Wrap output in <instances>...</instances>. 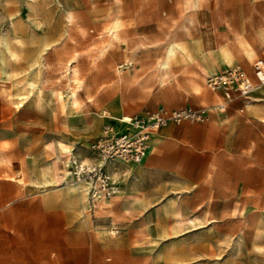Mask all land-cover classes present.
<instances>
[{
    "label": "rangeland",
    "instance_id": "obj_1",
    "mask_svg": "<svg viewBox=\"0 0 264 264\" xmlns=\"http://www.w3.org/2000/svg\"><path fill=\"white\" fill-rule=\"evenodd\" d=\"M43 1L0 0V39L7 33L17 48V73L0 74V264H264V245L258 251L252 243L255 234L264 235V191H219L216 181L202 187L204 191H192L194 165L186 141L167 137L155 146L151 141L143 162L118 165L114 174L121 183L119 191L95 205L88 191L82 195L68 191L72 185H57L65 165L63 146L73 147L81 158L85 155L86 162L93 160L88 145L103 132L105 119L99 113L104 110L109 112L106 120L117 128L123 125L110 113L120 117L159 108L170 112L210 106L205 121H183L207 122L220 112L214 104L223 94L209 87L191 65L169 75L171 63L164 73L169 76L160 82L158 63L164 58L166 35L182 33L186 10L159 21H90L78 19L72 9L64 19L56 2L46 0L58 19L45 14ZM117 21L123 36L114 43L110 33ZM45 43L51 50L45 56L51 65L45 74L51 80L47 96L39 99L27 79L39 72L36 58ZM54 43H61L59 54L51 48ZM134 52L136 67L125 68ZM246 55L251 64L264 58V52ZM72 57L79 64L83 90L78 108L65 110L49 86L54 83L63 90L65 79L57 62ZM235 66L248 70L240 64L229 67ZM195 83L201 84V92H196ZM71 85L76 86L73 81ZM63 91L68 100L67 89ZM257 91L250 96H264L259 92L264 93V86ZM245 104V98L237 96L223 112L235 107L243 117L251 107ZM249 151L243 150L247 155ZM212 154L210 163L217 167L218 153ZM153 157L167 173L160 191H153L150 183L141 186L137 177L138 169ZM177 158L183 162L177 163Z\"/></svg>",
    "mask_w": 264,
    "mask_h": 264
},
{
    "label": "crops",
    "instance_id": "obj_2",
    "mask_svg": "<svg viewBox=\"0 0 264 264\" xmlns=\"http://www.w3.org/2000/svg\"><path fill=\"white\" fill-rule=\"evenodd\" d=\"M54 1L62 9L59 14L64 15V19L70 9L75 11L78 19L90 21L94 19L159 21L161 19L177 18L179 12L183 9L186 10L185 15L193 13L194 23L189 26L188 31L182 29L186 22L184 15V22L181 25L182 33H169L171 38L167 40V43L173 41V37L184 42L182 45L177 46V54L171 62L173 71L169 75L175 74L177 71H183L185 67L191 65L195 72L207 80L208 76L221 72L231 64L243 65L248 69L246 71L252 75L250 70L253 69V64H251L246 52L252 54L264 52V0ZM43 2L45 14L55 17V13L50 11L49 3L46 0ZM56 18L59 19L58 16ZM216 21L219 23L217 26ZM194 26L196 28L193 29ZM216 29L218 30L217 34H220L222 39H219L215 34ZM154 41L156 42L158 39ZM1 48L0 46V53ZM133 63H129V66L125 68L136 67ZM137 66H139V63ZM169 75L165 76L164 80ZM263 86L258 87L254 92H258L257 90ZM193 87L196 92L198 91L197 88L200 89L201 87L202 89L200 83H195ZM201 89L198 92H201ZM259 92L264 94L261 91ZM245 102L246 106H251L248 109L252 113L247 112L243 117H238L240 115L235 107L223 112L224 110L217 107V103L214 106L220 112L213 113L207 122H170L157 131L156 136L154 135L156 133H154L151 137L147 157L150 154L151 141H153L154 146L167 137L186 141L188 144L187 153H189L191 163L194 165L193 173L189 179L193 184L192 191H204L202 187L213 186L214 181H216L219 191H253V194H257V191H264V167H258L264 165V96L251 97L250 101L245 100ZM211 109L212 107H210L208 114ZM114 111L119 112L120 110L115 108ZM99 114L103 115L105 119L103 121L104 127L109 123L105 116L109 112L104 110L103 113ZM112 123L114 124V122ZM92 140L88 145V150L94 155L90 163H97L98 158L90 147ZM248 148L250 149L249 155L243 152ZM65 149H72L77 157L84 160L74 151L73 147L69 146L62 147V155ZM212 153H218L214 155L216 156L215 159L218 160L217 167L213 166L215 162L210 163ZM157 159L158 157L150 158L144 166L138 169L137 173L141 186L145 187L151 184L150 187L153 188V191L162 190L167 179V173L163 170L161 160ZM176 162L180 164L183 160L177 158ZM249 163H256V165L247 166ZM118 165L124 166L127 163L109 164L108 170L114 174V170ZM46 173L49 174L47 170ZM65 173L66 167L64 165L62 182L64 184L71 183L72 181L64 182ZM53 176L55 178V172ZM118 182L120 188L121 183L119 180ZM56 183L58 186L63 187L68 185L80 186L62 185L57 177ZM181 186L182 184L174 185L176 188ZM87 191L89 197L88 186ZM169 204V202L165 204L164 210H168ZM255 227L260 229L259 221L256 222Z\"/></svg>",
    "mask_w": 264,
    "mask_h": 264
},
{
    "label": "built area",
    "instance_id": "obj_3",
    "mask_svg": "<svg viewBox=\"0 0 264 264\" xmlns=\"http://www.w3.org/2000/svg\"><path fill=\"white\" fill-rule=\"evenodd\" d=\"M206 83L223 94V101L217 104L225 110L236 95L247 98L258 87L264 85V59L257 58L253 63V75L243 67H228L226 70L208 76ZM210 107H182L171 110L163 108L146 110L142 113L121 119L123 128H117L112 122L104 126V132L94 140L90 147L98 158L97 163L86 162L77 157L72 149L63 151L66 167L64 182H85L89 187L90 201L110 198L119 191V182L108 170L109 164L142 162L148 155L150 139L154 133L170 122L185 120L204 121Z\"/></svg>",
    "mask_w": 264,
    "mask_h": 264
},
{
    "label": "bare ground",
    "instance_id": "obj_4",
    "mask_svg": "<svg viewBox=\"0 0 264 264\" xmlns=\"http://www.w3.org/2000/svg\"><path fill=\"white\" fill-rule=\"evenodd\" d=\"M68 17L70 20H72L74 18L73 12H70ZM185 20H186V22L183 25L184 27L182 29L184 31H188L189 26L194 23L193 13H187L185 15ZM121 24L122 23L117 21V22H115V24L113 25V27L111 29L110 36H111V39L114 43H115V41L119 42L122 39L123 34L121 36V33H120V30L122 32V29H121L122 25ZM12 26L15 28H20V26L14 25L13 22H12ZM170 38H171L170 35H166L167 40H170ZM110 42H111V40H110ZM122 42H124V40ZM183 43H184L183 41L173 37V41L168 42L165 45L164 58L161 59L158 63V68L161 71V74L159 77L161 83L164 80L163 78H164L165 71L167 72L170 69V64H171L172 58L175 56V54H177V52H176L177 46L180 44L182 45ZM60 45H61V43H59V44L54 43V44H51V48L55 50V53H58L60 51H63V48L60 47ZM0 46L2 47L1 53H0V74H2L4 77H9L12 73H17L16 72L17 69L15 66V62L17 59V55H16V49L17 48L16 49L14 48V46L12 45L11 39L7 33L3 34L1 36ZM48 46H49V43H45L44 47L41 49L39 55L36 58V61H38L39 64H41L40 70L38 69L39 72L35 76L27 79V83L32 88L36 89L39 99H42V98L47 96L48 92H47L46 88H47L48 82L51 80L50 79L51 75L48 76L47 74H45V73H47L46 69L48 70V68L51 66L50 63L45 60V56L47 55L48 51L50 50L49 48H47ZM135 52H134V55L128 59L127 64L135 61ZM75 59H76V57H72V58L66 60V62H64V63L61 60H58V62H57L58 67L60 69V78L65 79V81H63L64 86L63 85L62 86H63V90L67 89V91H68V94H67L68 100H66V95L64 94V91L62 89L60 90V88L58 86L54 85V83L52 86H49L52 94L57 97L58 101L60 102V105L65 110H74V109L78 108V100L81 99V98L79 99V94L83 90V84H82V82H80L82 79L79 80L80 79V77H79L80 67H79V64L75 63L77 61ZM72 81L75 82L76 86L71 85ZM200 89H201V87H200ZM200 89L197 88L198 91H200ZM80 97H81V94H80ZM245 100L250 101L251 96L245 98ZM100 117H103V115H100ZM110 117L117 118V119L119 118L121 120V119H127L129 117V115L123 114L122 116L119 117V116H116V115H113L112 113H110ZM122 125H123V123H122ZM122 128H119V129H122ZM103 132H104V129H103ZM103 132L101 134H103ZM83 159H87V157L83 156ZM50 172H51V176L53 178V182L55 184V179L53 176L54 173H53L52 168H51ZM60 183L62 185H67V184H73V185H77V186L80 185L79 187H72L68 191L78 190V191H81L82 195L87 194V186L88 185L85 182H71V183H67V184H64L63 182H60ZM66 187H71V186L68 185ZM104 203H107V201L104 200ZM252 243H253L254 248L257 249L258 251H260L259 247L264 245L263 244L264 243V235L255 234V236H253V238H252Z\"/></svg>",
    "mask_w": 264,
    "mask_h": 264
}]
</instances>
